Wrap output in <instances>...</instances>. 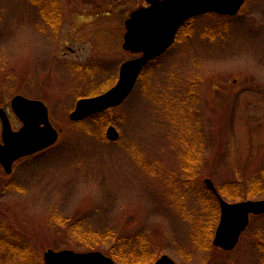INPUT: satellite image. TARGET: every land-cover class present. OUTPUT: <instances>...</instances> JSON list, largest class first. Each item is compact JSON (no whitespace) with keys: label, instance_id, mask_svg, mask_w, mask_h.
<instances>
[{"label":"rangeland","instance_id":"374dc122","mask_svg":"<svg viewBox=\"0 0 264 264\" xmlns=\"http://www.w3.org/2000/svg\"><path fill=\"white\" fill-rule=\"evenodd\" d=\"M39 1L47 0H0V107L17 129L12 97L41 99L58 139L11 173L0 165V238L30 244L42 258L48 248L109 255L89 233L111 228L117 238L144 234L155 260L264 264V214L250 217L230 251L212 244L216 226L208 247L194 242L195 233L206 239L209 213L193 188L206 177L247 180L264 164V0H245L233 16L197 15L99 122L69 114L137 56L122 47L125 20L147 3L50 0L59 13L49 24ZM207 26L217 35H202ZM1 128L0 119V141ZM185 159L195 165L186 185Z\"/></svg>","mask_w":264,"mask_h":264},{"label":"water","instance_id":"95a60500","mask_svg":"<svg viewBox=\"0 0 264 264\" xmlns=\"http://www.w3.org/2000/svg\"><path fill=\"white\" fill-rule=\"evenodd\" d=\"M145 1L148 3L146 6L134 9L126 18L123 35V49L138 55L120 64L117 81L109 89L79 98L69 114L71 120L78 121L121 104L134 88L144 67L172 45L179 28L189 18L204 13L235 15L245 0ZM10 104L21 125L14 129L6 110L0 107V165L6 173L12 172L13 164L19 158L47 148L58 139V130L50 120L44 101L16 94ZM106 135L116 140L119 133L110 125ZM204 184L219 201V220L212 244L225 251L232 250L248 226L251 215L264 214V198L229 202L221 196L209 177L204 178ZM43 259L45 264H118L100 250L48 248L43 253ZM152 264L176 263L169 255L162 254Z\"/></svg>","mask_w":264,"mask_h":264},{"label":"trees","instance_id":"16d2710c","mask_svg":"<svg viewBox=\"0 0 264 264\" xmlns=\"http://www.w3.org/2000/svg\"><path fill=\"white\" fill-rule=\"evenodd\" d=\"M37 3L41 5L40 11L42 17L49 24H53L54 22H56L57 24L56 20H57V14L59 12L54 10V8H52L54 6L52 2L50 0H47V1H43L42 3L40 1ZM43 6H47L46 9L43 8ZM195 17L197 16L190 18L181 26L175 42H177V40L181 38L183 30L185 29V27H187V25H190L193 22ZM214 31H215L214 27L207 26L204 27L202 31V35L214 37L215 35H217L215 34ZM160 57H157L150 63L157 61ZM147 71H148L147 68H145V70L140 75V78H143L144 74L147 73ZM88 118L94 119L96 121L98 120V122L106 121L107 112L105 110L103 112L93 114ZM51 147L39 151L34 155L21 158L17 162L26 158H31ZM191 162L193 163V165ZM183 164H184L183 169L187 170L186 172L187 178L186 179L183 178L182 181L186 185V181L192 180L194 175V171H191V169L188 168L192 166L195 167V165H194V161L192 160L190 161L189 159L187 160L185 159ZM190 175H192V179ZM216 187L220 192V194L225 199L231 201L263 197L264 196V164L257 171L252 173L250 178H248L247 180H241V179L225 180L217 184ZM193 188L197 193L196 200L198 201L199 205H201L202 208L206 209L209 213L207 220L209 222L207 223L206 226V239L204 240L203 238H201L199 233L198 235L195 233L194 242L198 246L208 247L210 245V237L213 233V229L218 222L219 203L214 193L210 189H208L204 184H201L199 186L197 185V183H195ZM195 222L197 221L195 220ZM66 230L67 232H69L70 230L76 231L73 228L71 229L68 228ZM76 233L79 236H81L82 232L78 231ZM95 234H98V237L96 238L97 243H95L98 245L96 246L99 249H102L107 254L111 255L114 258V260L119 264H150L155 260V254L153 252V249L149 247L148 238L142 233H137L134 236H127L122 234L120 237L117 238L113 229L110 228L104 230L100 234L96 233V231H93V233H89V236L91 237L92 235ZM207 237H209V239ZM83 238L88 239L86 237ZM95 244H91L90 246L93 247ZM32 253H33V248L30 246V244H26L18 240H8V239L0 238V262H4L5 264L7 262L10 263L11 261H17L16 264H45L41 255L36 256V255H32Z\"/></svg>","mask_w":264,"mask_h":264},{"label":"bare ground","instance_id":"6f19581e","mask_svg":"<svg viewBox=\"0 0 264 264\" xmlns=\"http://www.w3.org/2000/svg\"><path fill=\"white\" fill-rule=\"evenodd\" d=\"M175 41H176V40H175ZM175 41H174V43H175ZM174 43H173V44H174ZM172 46H173V45H172ZM170 48H171V47H170ZM168 50H169V49H168ZM168 50H166L165 52H167ZM165 52H164V53H165ZM164 53H163V55H164ZM125 100H126V99H125ZM123 102H124V101H123ZM123 102H122V103H123ZM122 103H121V104H122ZM121 104H120V105H121Z\"/></svg>","mask_w":264,"mask_h":264}]
</instances>
